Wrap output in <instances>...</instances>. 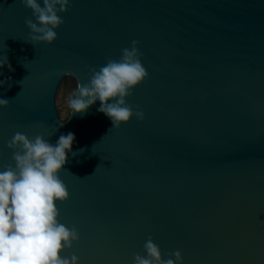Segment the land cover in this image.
<instances>
[{
  "label": "water",
  "instance_id": "1",
  "mask_svg": "<svg viewBox=\"0 0 264 264\" xmlns=\"http://www.w3.org/2000/svg\"><path fill=\"white\" fill-rule=\"evenodd\" d=\"M60 15L58 39L33 46L32 10L0 0L13 69L0 68V171L15 167L16 132L53 144L72 132L84 149L60 173L59 221L81 237L62 255L134 264L152 237L165 260L264 264V0H72ZM133 40L149 78L126 99L145 119L112 128L100 101L68 119L76 78L88 84Z\"/></svg>",
  "mask_w": 264,
  "mask_h": 264
},
{
  "label": "clouds",
  "instance_id": "2",
  "mask_svg": "<svg viewBox=\"0 0 264 264\" xmlns=\"http://www.w3.org/2000/svg\"><path fill=\"white\" fill-rule=\"evenodd\" d=\"M21 2L32 10L35 17V22L31 18L25 21L30 30L25 42L33 46L55 42L58 39L56 29L65 23L60 14L69 11L72 0H42L43 6L39 0ZM139 43L133 40L130 49H122L119 60L109 58L98 70L90 68L88 84H82L76 78V88L66 100L70 109L68 119L75 114H85L97 101L101 102L98 111L111 120L112 128L119 129L133 117L140 121L145 119L143 110L138 105H129L126 99L133 95V89L149 78L142 63ZM5 66L13 71L8 59L0 60V68ZM10 80L9 77L0 81V87L7 85L10 88ZM10 102L0 98V107L8 108ZM75 139L74 133L69 132L61 134L53 144L43 135L30 138L16 132L9 141L8 148L13 150L15 167L7 165L0 171V264H79V257L75 254L70 258L62 255L66 249H72L74 242H79L81 237L75 226L69 228L60 223L58 208V202L70 199L60 173L65 170L69 154L74 157L84 151L72 150ZM144 250L147 257L136 254L134 264L184 262L179 250L171 253L169 259H163L161 249L152 237L144 243Z\"/></svg>",
  "mask_w": 264,
  "mask_h": 264
}]
</instances>
